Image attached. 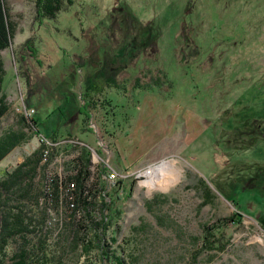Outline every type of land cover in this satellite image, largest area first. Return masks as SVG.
I'll return each mask as SVG.
<instances>
[{
  "label": "rangeland",
  "instance_id": "rangeland-1",
  "mask_svg": "<svg viewBox=\"0 0 264 264\" xmlns=\"http://www.w3.org/2000/svg\"><path fill=\"white\" fill-rule=\"evenodd\" d=\"M5 2L15 33L0 51L10 105L0 131L21 128L28 139L0 161V174L39 149L47 187L62 170L59 181L75 173L78 148L52 146L42 158L36 129L20 120L24 105L34 108L42 134L72 136L88 149L86 217L107 215L105 236L113 229L110 250L124 264H264V136L254 133L264 124V0H72L40 22L34 0ZM27 38L34 53L24 50ZM78 108L91 120L75 116ZM149 126L163 129L148 139L165 137L135 159L143 147L134 135ZM246 126L253 133L240 137ZM91 150L118 172L116 183L96 176L102 159ZM163 161L174 163L167 176L175 181L143 184ZM83 213L48 210L51 254H61L59 264H109L73 245L69 221ZM215 224L224 246L192 261L195 240Z\"/></svg>",
  "mask_w": 264,
  "mask_h": 264
},
{
  "label": "trees",
  "instance_id": "trees-1",
  "mask_svg": "<svg viewBox=\"0 0 264 264\" xmlns=\"http://www.w3.org/2000/svg\"><path fill=\"white\" fill-rule=\"evenodd\" d=\"M71 3L72 0H34L35 17L39 22L43 18H54L65 4ZM8 15L5 0H0V51L11 45L15 33V27L9 21ZM145 43L147 46V41ZM31 44V40L27 38L24 40L23 47L24 50L34 53ZM5 73L4 62L0 56V119L10 108L3 91ZM113 83L114 86H118L114 81ZM152 84L158 86V81H153ZM90 102L87 104L89 107ZM77 110L87 119L90 118V115L86 113V108H84V112L81 108ZM26 119L36 129L37 122L33 118L30 119L24 114L21 115V121ZM248 126L242 130L238 129L240 137L243 134L252 132L248 130ZM256 130L254 133H257ZM27 139V134L21 128L17 130L7 128L0 131V161ZM248 144H251V138ZM77 157L76 163L74 162L73 165L75 173L70 178L60 181L58 175L52 177L48 187L45 174L47 163L40 164V149L25 157L13 169L0 174V264H59L61 254H56L57 256L51 254L52 251L49 249L51 243L50 226L46 223L48 208L54 211H58L60 208L64 210L65 214L69 213L70 216L71 214L75 216V210L81 206L84 210L81 215L82 220L69 221L74 236L73 245L80 247V250L86 255L91 250L90 248L95 249L97 255L108 260L109 264H124L122 257L116 255L115 251L110 250V245L118 244L113 229H111L109 237L106 238L105 236L106 231L109 229L108 221H104V218L108 219V217L106 218L107 215L101 214L99 221H88L89 218L86 217H90L89 213H93V211L87 209L90 204L93 205L91 200L88 199L90 194L89 196L83 194L86 187L85 180L88 178L89 158L84 148H78ZM102 174V169L97 168L96 176L102 178ZM70 180H74L75 189H68L67 185L71 182ZM47 188H49L48 191H46ZM205 192L206 197L209 199L210 191L206 189ZM149 206L150 202L147 203L148 208ZM232 222L238 224L240 221L234 218ZM261 222H264V220ZM218 224L203 228L200 239L195 240L196 249L191 255L192 261H195L197 256L203 252L209 250L219 251L224 246L220 239L215 236V231L220 228ZM260 224L264 226L262 223ZM87 257L89 256L87 255Z\"/></svg>",
  "mask_w": 264,
  "mask_h": 264
},
{
  "label": "built area",
  "instance_id": "built-area-1",
  "mask_svg": "<svg viewBox=\"0 0 264 264\" xmlns=\"http://www.w3.org/2000/svg\"><path fill=\"white\" fill-rule=\"evenodd\" d=\"M22 112H26V114L31 119L32 118V114L34 112V108H30L29 109V108H27L24 105L23 108H22ZM89 120H91V118ZM35 128H36V131H37V138H38L39 142L43 145L42 158L44 160L47 159V158H49V149L48 148H50L52 146L60 147L62 145H66V146H69L70 145V147H78V148H84V149L86 148L83 145V142L81 141V139L80 140H77V139H74L72 136H66L64 138L58 139L57 141H54V140L50 139V137H47L44 134H42L40 132V130H38V128L36 127V125H35ZM85 151L87 152L88 149L86 148ZM89 153H90L89 155H91V154L92 155H99V154L96 153V150H91V151H89ZM99 157L102 159L103 181L105 180L107 183H110V184L111 183H116L115 181L119 178L118 172L115 171L114 168H111L110 167L111 165L109 164L107 158L105 159L104 157H102L100 155H99ZM62 171H61V173H62ZM61 173H57V175L60 176ZM120 183H121V181H120ZM117 186H118V188L120 187L119 189L121 190V186H119V184ZM70 187H73L74 188L75 187V182L68 183V189H71ZM48 190H49V188L46 189V191H48ZM48 210H50V208H48ZM47 221H51V219L50 218H47Z\"/></svg>",
  "mask_w": 264,
  "mask_h": 264
},
{
  "label": "bare ground",
  "instance_id": "bare-ground-1",
  "mask_svg": "<svg viewBox=\"0 0 264 264\" xmlns=\"http://www.w3.org/2000/svg\"><path fill=\"white\" fill-rule=\"evenodd\" d=\"M26 116L28 115L26 114ZM168 170H171L173 173L176 171V167L171 161H163L162 163L154 165L150 167L149 170L144 172L147 179L142 183L147 185L149 188L156 185L165 187L175 181V177L167 176L169 174Z\"/></svg>",
  "mask_w": 264,
  "mask_h": 264
},
{
  "label": "crops",
  "instance_id": "crops-1",
  "mask_svg": "<svg viewBox=\"0 0 264 264\" xmlns=\"http://www.w3.org/2000/svg\"><path fill=\"white\" fill-rule=\"evenodd\" d=\"M89 87L91 88L92 86L91 85H89ZM123 91H125L126 89H122ZM87 92H88V94H87V97H92L93 98V96L91 95L92 93H94V91L91 93H89V90H87ZM125 94V93H124ZM109 100V99H108ZM89 109V108H88ZM86 113H88L89 115H90V118L91 117H93V113H92V111H87ZM80 113L77 111V112H75V116H77V115H79ZM89 118V119H90ZM89 119H87L84 115H83V121H85L86 122V120L87 121H89ZM149 123V122H148ZM88 126V125H87ZM89 128V127H88ZM153 128V129H152ZM152 128H151V126H149L148 128H147V133H145L143 136H141V137H139V138H136L135 137V135H134V141H135V143H133V145H135V146H137L136 145V143L138 144V145H142V150L138 153V155H132L133 157L134 156H137L135 159H139V158H142V156H145V154L146 153H148L153 147V145L158 141V140H161L163 137H165L164 135L162 136V135H160V134H155L154 135V137H151V138H149L148 139V135L153 131V132H160V129H163V128H160L159 126H155V127H153L152 126ZM170 135V134H169ZM165 139V138H164ZM126 147L127 146H125V148H124V150L126 151ZM127 150H128V147H127ZM128 151H136V150H128ZM116 162H119L120 163V160L118 161H116Z\"/></svg>",
  "mask_w": 264,
  "mask_h": 264
},
{
  "label": "flooded vegetation",
  "instance_id": "flooded-vegetation-1",
  "mask_svg": "<svg viewBox=\"0 0 264 264\" xmlns=\"http://www.w3.org/2000/svg\"><path fill=\"white\" fill-rule=\"evenodd\" d=\"M257 133H260L261 135L264 136V124H261L259 122V124L257 123V130H256Z\"/></svg>",
  "mask_w": 264,
  "mask_h": 264
}]
</instances>
